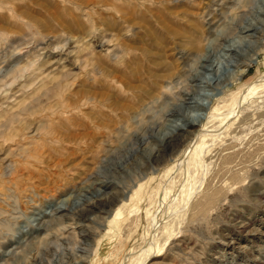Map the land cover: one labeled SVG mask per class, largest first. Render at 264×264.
I'll return each instance as SVG.
<instances>
[{"label": "rangeland", "instance_id": "obj_1", "mask_svg": "<svg viewBox=\"0 0 264 264\" xmlns=\"http://www.w3.org/2000/svg\"><path fill=\"white\" fill-rule=\"evenodd\" d=\"M0 264H264V0H0Z\"/></svg>", "mask_w": 264, "mask_h": 264}, {"label": "bare ground", "instance_id": "obj_2", "mask_svg": "<svg viewBox=\"0 0 264 264\" xmlns=\"http://www.w3.org/2000/svg\"><path fill=\"white\" fill-rule=\"evenodd\" d=\"M45 7H46V6H45ZM191 45H192L193 47H195V48H198V47H199L197 41H195L194 39L191 40ZM28 66H29V65H28ZM30 67H31V66H30ZM25 68H26V67H25ZM28 68H29V67H28ZM28 68H26V69H28ZM26 69H25V70H26ZM25 72H26V71H24V73H25ZM24 73H23V74H24ZM23 74H22V75H23ZM22 75H21V76H22ZM23 76H24V75H23ZM15 78H16V77H15ZM13 83H15V82H13ZM251 88H252V87H251ZM141 97H142V96H141ZM141 97H140L139 99H142ZM247 98H248V97H247ZM128 102H129V101H128ZM129 105H130V104H129ZM129 105H128V106H129ZM115 106H116V105H115ZM124 106L126 107L127 104H124ZM118 108H119V107H118ZM132 108H133V107H132ZM130 110H131V109H130ZM101 122H102V121H101ZM184 129H185V128H184ZM186 130H187V129H186ZM197 131H198V130H197ZM190 133H191V132H190ZM172 139H173V138H172ZM174 139H175V138H174ZM170 140H171V139H170ZM179 140H182V141H183V135H182V134L179 135Z\"/></svg>", "mask_w": 264, "mask_h": 264}]
</instances>
